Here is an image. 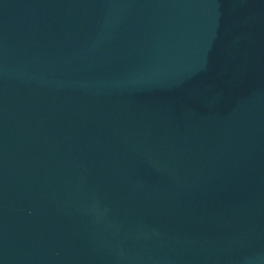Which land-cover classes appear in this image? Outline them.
<instances>
[{
	"label": "water",
	"instance_id": "obj_1",
	"mask_svg": "<svg viewBox=\"0 0 264 264\" xmlns=\"http://www.w3.org/2000/svg\"><path fill=\"white\" fill-rule=\"evenodd\" d=\"M0 264H264V0H0Z\"/></svg>",
	"mask_w": 264,
	"mask_h": 264
}]
</instances>
